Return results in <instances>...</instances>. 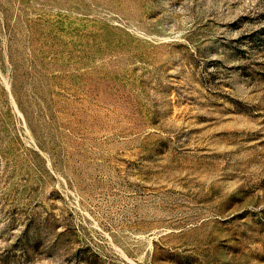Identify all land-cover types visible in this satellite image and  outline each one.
Listing matches in <instances>:
<instances>
[{
	"label": "rangeland",
	"instance_id": "obj_1",
	"mask_svg": "<svg viewBox=\"0 0 264 264\" xmlns=\"http://www.w3.org/2000/svg\"><path fill=\"white\" fill-rule=\"evenodd\" d=\"M0 264H264V0H0Z\"/></svg>",
	"mask_w": 264,
	"mask_h": 264
}]
</instances>
